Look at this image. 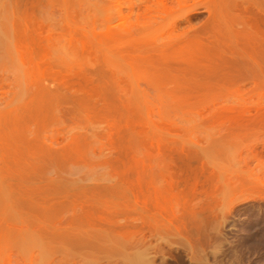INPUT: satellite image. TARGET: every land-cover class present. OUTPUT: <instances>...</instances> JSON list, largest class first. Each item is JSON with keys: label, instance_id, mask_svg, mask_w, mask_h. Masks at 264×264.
<instances>
[{"label": "rangeland", "instance_id": "obj_1", "mask_svg": "<svg viewBox=\"0 0 264 264\" xmlns=\"http://www.w3.org/2000/svg\"><path fill=\"white\" fill-rule=\"evenodd\" d=\"M110 3L0 0V135L28 118L60 143L0 138V264H264V0L169 2L140 22L143 6L124 20ZM13 90L24 108L49 91L69 120L37 125L4 103Z\"/></svg>", "mask_w": 264, "mask_h": 264}, {"label": "bare ground", "instance_id": "obj_2", "mask_svg": "<svg viewBox=\"0 0 264 264\" xmlns=\"http://www.w3.org/2000/svg\"><path fill=\"white\" fill-rule=\"evenodd\" d=\"M189 1H193V2H196L197 0H137L136 2H135V0H110V4H111V9H112V11H113V13H114V16L116 17V18H121V19H124V20H128V19H131L132 18V16H133V12H134V9H135V7H140V6H143L144 7V11L141 13V14H138L137 16H136V18H137V21L138 22H140L141 20H146V19H149V20H151V19H154V17H152L151 15H152V13L153 12H165V11H167L171 6H169V2H171V3H174V4H176V6L178 7V9H184L185 7H186V5H187V3L189 2ZM124 8H126V9H128L129 11L128 12H125L124 10ZM217 8V7H216ZM218 10V9H217ZM217 10H216V12H217ZM194 11V9L193 10H191V12H193ZM128 36H132L133 35V33L131 32V31H126L125 32ZM108 34H110V35H112V34H114V32H113V30H109L108 31ZM51 39V38H50ZM49 38L47 39V42L48 43H50L49 41H51ZM22 60V59H21ZM35 77V76H34ZM40 77H41V79H43L44 77H45V74H41V75H39V80H40ZM30 79V78H29ZM28 79V77L27 78H24V80H25V82H24V84H25V86L26 87H31V90H32V86H34L35 84H37V82H33V81H31V80H29ZM34 80V79H33ZM37 80V79H36ZM35 81V80H34ZM43 81V80H42ZM23 91V90H22ZM46 91V90H45ZM13 93H14V95L12 96V97H4V99H5V101H4V103H6V105H7V107H11L12 108V106H15V104H16V101H17V98H18V103H20L19 102V96L21 95V94H19V95H15L16 94V92H14V90L12 91ZM42 92H44L43 90H42ZM26 92H24L23 91V96L22 97H24V94H25ZM36 93H38V91L36 92ZM49 93V91H46L45 93H43V94H41L40 95V97L39 98H37L38 96H36V98L37 99H35V101H33L32 100V102H34V103H32L31 105H32V107L30 106V108H27V106H25V108H27V109H29V111H28V113H31V114H33V118H36L37 119V117H40V119L37 121L36 119H34L35 120V122L37 123V125H39V126H42L45 122H48V124L49 125H51L52 124V122L51 121H53L54 120V124L53 125H55L57 122H55V121H58V123H61V125L62 124H64L65 125V123H67V121L69 120V119H66L67 118V113H65V111H62L61 109H60V107L57 105L58 103H56V102H58V100L55 98L54 99V97L53 96H51V98L52 99H50V98H48V95H46V94H48ZM27 94V93H26ZM33 94H35V93H33ZM32 94V95H33ZM38 94H40V93H38ZM37 94V95H38ZM2 95H5V93H2ZM42 95H43V98H41L42 97ZM26 96V95H25ZM46 96V97H45ZM21 97V96H20ZM33 97V96H32ZM25 99V98H24ZM32 99V98H31ZM42 99V100H41ZM37 100V101H36ZM22 101V103H20V105H22L23 104V100H21ZM31 103V102H30ZM27 104H29L28 102H27ZM25 104H23L21 107L23 108V110L22 111H24L25 112V108L23 107ZM30 105V104H29ZM29 107V106H28ZM20 113L19 115H18V117L19 116H21V114H22V116H23V114H24V117H22L23 119H25V113ZM66 115V116H65ZM70 118V117H69ZM27 119V120H26ZM25 120H20V117H19V120L21 121V123H22V121H26V123L28 122V128L26 129V134H25V131H23L24 129V127H21V124H18V126L20 127V130L21 131H18L19 133H17V135L15 136V134H13V135H10V137H7V138H5L6 136L5 135H3L4 137H2L1 135H0V138L2 137V138H5L4 140L7 142H9V141H13L14 143H12L11 142V145L12 144H17V145H14L15 147V150L17 149V147H19V143L20 144H22V139L24 140V139H27L26 137L25 138H22L23 137V135H25V136H27V133L29 134H33V137H35L34 138V140H32V142L29 140V139H27V140H29L30 142H28V144L30 143V145H34V142H36V146H39V145H41V143L42 142H46L47 144H48V147L46 146V143L44 144L43 143V147H47L48 149H50V147H52V148H54L53 146L54 145H58L59 146V142H58V139H50L49 137H43V139H41V137H39L38 138V136H39V134H38V131H35V132H33L32 131V129L33 130H36V129H34V128H31V123L30 122H32V121H30V119H28V118H26ZM29 120V121H28ZM40 121V122H39ZM74 121V120H73ZM13 122V121H12ZM50 122H51V124H50ZM76 125H78L79 124V122L77 123V122H74ZM12 124V123H11ZM42 124V125H41ZM14 125V124H13ZM23 125V124H22ZM52 125V126H53ZM58 125V124H57ZM17 126V125H16ZM17 126V127H18ZM51 126V127H52ZM59 126H60V124H59ZM58 126V127H59ZM79 126V125H78ZM31 129H30V128ZM34 127V126H33ZM22 128V129H21ZM56 128V127H55ZM58 129V128H57ZM64 129V128H63ZM74 129V128H73ZM23 131V132H22ZM47 132V129H43L42 130V133H46ZM1 134V133H0ZM12 136V137H11ZM31 138V137H30ZM36 138H38L40 141L41 140H43V141H41V143H39L40 141L38 140V139H36ZM12 139V140H11ZM0 140H2V139H0ZM36 140V141H35ZM3 141V140H2ZM39 141V142H38ZM7 142V143H8ZM6 143V144H7ZM0 144H1V142H0ZM3 144H4V142H3ZM22 145H24V143L22 144ZM21 145V146H22ZM1 146H2V144H1ZM0 146V147H1ZM5 146V145H4ZM4 146H2V147H4ZM8 147L10 146V144L9 145H7ZM8 147H6V148H8ZM23 147V146H22ZM21 147V148H22ZM28 147V146H27ZM32 147V146H31ZM30 147V148H31ZM40 147V146H39ZM42 147V148H43ZM46 147L45 148H43V150L45 149V150H47L46 149ZM14 148H13V150H14ZM21 148H19V149H21ZM41 148V147H40ZM9 149V148H8ZM10 149H12V147H10ZM19 149H17V150H19ZM14 150V151H15ZM156 150H157V154H159L160 153V145H159V142L157 141V144H156ZM15 152H17V151H15ZM20 152V151H19ZM47 152H48V154L50 153H52V152H54V150L53 151H51V149H50V152H49V150H47ZM18 155L19 154H21V153H17ZM47 154V156L49 157L50 155H48ZM57 154V153H56ZM55 154V152H54V155H56ZM52 155V154H51ZM15 156H17L16 155V153H15ZM20 156V155H19ZM18 156V157H19ZM23 155L21 154V156L20 157H22ZM37 157V156H36ZM42 157H40V159H41ZM43 158L45 159V157L43 156ZM42 158V159H43ZM16 159V158H15ZM18 159H21V162L20 163H23V161L25 162V160H23V158H18ZM18 159H16V160H18ZM37 159H39V157L37 158ZM23 160V161H22ZM50 160H51V158H50ZM14 162V161H13ZM17 162H19V160L17 161ZM155 175H156V172H155ZM180 180V179H179ZM179 180H177L175 183H172V182H167V185L166 186H163V187H166V188H168V189H170V190H172L173 188H175V187H178L180 184H181V182H182V179L179 181ZM183 184L185 185L186 184V181H183ZM191 189H194V188H192L191 187ZM159 196H160V188L158 187H155L154 188V206L156 207V208H161L162 209V211L163 212H165V211H167L166 210V208L163 206V204H162V202L159 200ZM180 206H182V207H180ZM176 208L178 209V210H176V212L173 214L174 215V219L175 220H181L182 218L183 219H188V218H191L192 217V215L194 214L193 213V211H188V210H186V206H183V204H176ZM182 208V209H181ZM159 218H160V220H159V222H164L166 219L163 217V215H162V212L159 214ZM173 221H171V220H168V223H172ZM157 224H158V221L156 222ZM74 237V242L75 243H77V245H79V246H81V247H92V246H95V243L91 240V238L90 237H88V236H86V235H81V234H75V236H73ZM256 238H257V241L259 242V243H261L262 242V240H263V235H261L259 232L258 233H256V236H255ZM153 262H154V260L151 258V257H149L147 254H145V253H141V252H136V253H130V255H127L126 256V258H125V260H124V262H123V264H153Z\"/></svg>", "mask_w": 264, "mask_h": 264}]
</instances>
